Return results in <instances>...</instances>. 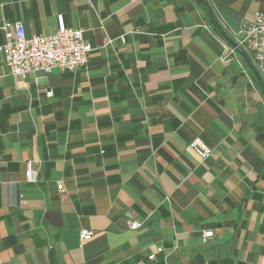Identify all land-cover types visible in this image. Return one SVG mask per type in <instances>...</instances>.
<instances>
[{
    "label": "crops",
    "instance_id": "crops-1",
    "mask_svg": "<svg viewBox=\"0 0 264 264\" xmlns=\"http://www.w3.org/2000/svg\"><path fill=\"white\" fill-rule=\"evenodd\" d=\"M206 2L214 19L198 0H0V44L22 21L95 47L26 77L0 52V264H264V86L221 60L219 30L235 39L264 0Z\"/></svg>",
    "mask_w": 264,
    "mask_h": 264
},
{
    "label": "built area",
    "instance_id": "built-area-1",
    "mask_svg": "<svg viewBox=\"0 0 264 264\" xmlns=\"http://www.w3.org/2000/svg\"><path fill=\"white\" fill-rule=\"evenodd\" d=\"M209 29L211 33L212 30ZM5 41L0 44V52L4 54L9 73L14 76L26 77L29 74L45 75L55 70L75 72L87 66L90 55L95 50L92 43L85 39L82 29H75L62 24L53 34H40L28 37L22 21H5L1 26ZM215 35V34H214ZM247 54L252 56L259 73L264 75V11L256 13L253 20L244 22L234 39ZM238 53L237 47L224 44L221 60L231 61ZM52 95L51 91L48 92ZM190 146L202 160L211 156L213 149L201 138L190 142ZM26 180L35 182L37 170L31 161L26 163ZM62 188V184H59ZM132 229L139 228L141 223L128 220ZM94 231L82 229L81 240L89 239ZM214 237V231L205 229L201 233L203 243H208ZM159 251L163 247L158 248Z\"/></svg>",
    "mask_w": 264,
    "mask_h": 264
},
{
    "label": "water",
    "instance_id": "water-1",
    "mask_svg": "<svg viewBox=\"0 0 264 264\" xmlns=\"http://www.w3.org/2000/svg\"><path fill=\"white\" fill-rule=\"evenodd\" d=\"M200 1L205 5V7L207 8V10H208L209 14L211 15L212 19H214L215 17L213 15L212 11L210 10V8L208 7L206 0H200ZM219 30H220L221 34L230 42V44H232L233 46L237 47L238 52L245 57L246 61L249 63L250 67L254 71L256 77L258 78L260 83L264 86V81H263V78H262L261 74L259 73L256 65L251 61V59L248 56V54L246 53V51L241 46H239L234 39L230 38L225 33L223 28L219 27Z\"/></svg>",
    "mask_w": 264,
    "mask_h": 264
},
{
    "label": "trees",
    "instance_id": "trees-1",
    "mask_svg": "<svg viewBox=\"0 0 264 264\" xmlns=\"http://www.w3.org/2000/svg\"><path fill=\"white\" fill-rule=\"evenodd\" d=\"M198 1H200V0H198ZM201 2V1H200Z\"/></svg>",
    "mask_w": 264,
    "mask_h": 264
}]
</instances>
